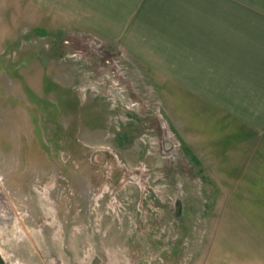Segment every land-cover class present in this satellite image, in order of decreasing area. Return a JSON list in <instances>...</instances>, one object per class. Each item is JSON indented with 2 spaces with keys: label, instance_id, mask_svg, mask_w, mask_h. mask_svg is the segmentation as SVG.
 <instances>
[{
  "label": "rangeland",
  "instance_id": "rangeland-1",
  "mask_svg": "<svg viewBox=\"0 0 264 264\" xmlns=\"http://www.w3.org/2000/svg\"><path fill=\"white\" fill-rule=\"evenodd\" d=\"M77 27L0 0V264H264V132Z\"/></svg>",
  "mask_w": 264,
  "mask_h": 264
},
{
  "label": "crops",
  "instance_id": "crops-1",
  "mask_svg": "<svg viewBox=\"0 0 264 264\" xmlns=\"http://www.w3.org/2000/svg\"><path fill=\"white\" fill-rule=\"evenodd\" d=\"M35 1L43 20L95 31L170 90L201 97L223 127L264 132V0Z\"/></svg>",
  "mask_w": 264,
  "mask_h": 264
}]
</instances>
